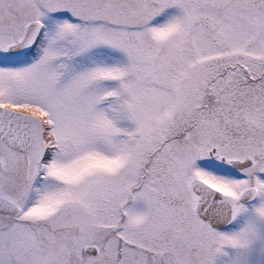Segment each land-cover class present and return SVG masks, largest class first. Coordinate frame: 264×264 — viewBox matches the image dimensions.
Wrapping results in <instances>:
<instances>
[{"label":"snow or ice","instance_id":"6c2138e0","mask_svg":"<svg viewBox=\"0 0 264 264\" xmlns=\"http://www.w3.org/2000/svg\"><path fill=\"white\" fill-rule=\"evenodd\" d=\"M0 264H264V0H0Z\"/></svg>","mask_w":264,"mask_h":264}]
</instances>
